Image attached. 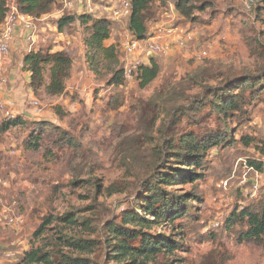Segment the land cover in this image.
I'll list each match as a JSON object with an SVG mask.
<instances>
[{
  "label": "rangeland",
  "instance_id": "rangeland-1",
  "mask_svg": "<svg viewBox=\"0 0 264 264\" xmlns=\"http://www.w3.org/2000/svg\"><path fill=\"white\" fill-rule=\"evenodd\" d=\"M91 3L90 16L112 22L103 47L114 46L113 56L87 45L88 25L78 20L82 11L55 5L50 14L33 20L31 41L19 31L17 50L10 48L2 62L6 83L0 91L9 99L0 97L5 104L0 120L8 111L21 124L11 128L0 144V182L6 183L2 196L12 210L9 215L20 217L22 226L17 231L0 227V253L9 256L3 255L0 264H20L23 253L31 249L48 254L56 264L62 257L77 259V264H264V245L239 239L238 226L228 227L233 212L258 203L264 195V176L252 165L264 163V94L247 105L241 122L227 120L234 143L206 152L202 167H194L201 176L196 181L183 180L190 164L175 161L164 149L175 130L171 120L163 117L159 104L148 106L153 96L172 87L185 88L187 99L181 103L185 105L206 86L258 74L264 66V0H212L191 19L181 17L173 1L153 0L145 39L166 44L169 50L147 60L146 65L151 59L157 63L159 74L145 88L134 76L118 86L110 82L114 72L127 66L123 46L133 38L128 16L114 14L121 0ZM64 16L74 21L59 30ZM29 50L61 52L70 58L62 94L47 93L48 66L40 88L31 90L22 62ZM116 97L121 105L112 110L108 104ZM219 121L205 116L196 126L183 119L177 132H217ZM36 138L38 148L24 150L23 143ZM161 173L169 178L158 186L170 200L196 196L189 218L157 219L139 205ZM67 213L74 214L75 223L62 221ZM127 214L147 222L140 226L124 221ZM44 219L48 223L35 236ZM109 225L135 231L137 237L116 240L105 231ZM145 236L174 249L163 247L150 260L120 256L119 242L136 250ZM71 237L85 249L71 248L63 240Z\"/></svg>",
  "mask_w": 264,
  "mask_h": 264
},
{
  "label": "trees",
  "instance_id": "trees-1",
  "mask_svg": "<svg viewBox=\"0 0 264 264\" xmlns=\"http://www.w3.org/2000/svg\"><path fill=\"white\" fill-rule=\"evenodd\" d=\"M173 1V7L178 14L185 18L191 19L194 11H205L212 5V0H161L162 4H168ZM56 0H13L10 6V0H0V25L4 22L6 16L11 12L12 8L22 16H27L33 20L39 19L50 14L55 7ZM153 0H130V14L128 16V31L134 39L144 40L147 35L146 22L150 19V9ZM78 20L82 25H88L87 45L96 51H101L104 55L107 53L114 55L115 47H103V43L108 40L112 28V22L104 18H93L90 14H80ZM74 21L73 17H62L58 21V29L62 30L67 24ZM23 66L29 73V86L33 92H36L43 81V69L49 67V82L45 87L50 95H60L64 91V80L70 67V58L61 52L46 53L40 50L30 51L23 58ZM159 74V66L151 59L148 65L141 66L134 74V78L139 82L140 88H145L156 79ZM123 68L114 72L111 83L119 85L124 80ZM264 94V66L258 74L246 73L237 77L228 78L225 82L216 86L204 87L202 93L195 96L187 104L182 105V101L186 100L185 88L178 91L175 87L170 88L166 94H156L148 106L155 107L159 104L162 107L163 117L171 120V127L175 129L164 143V149L171 154L175 161L190 164V169L183 175V180L196 181L201 179L199 174L194 173V167H202L203 158L210 149L214 147L228 146L234 143V139L229 135L227 120L235 118L236 122H241L246 115V107L250 102L257 101ZM112 110H116L121 101L114 98L108 104ZM151 110V109H148ZM207 114H203V111ZM215 116L220 119V131H212L206 134L179 133L177 127L183 119L191 124L198 126L199 121L203 117ZM159 116H162L161 112ZM18 124L21 120L18 117L5 118L0 120V144L3 142V136L9 130ZM177 132V133H176ZM69 141V140H67ZM244 143H248V138H242ZM59 142H63L60 140ZM24 150L38 148V138L26 140L23 143ZM255 169L264 176V163H253ZM165 173V172H164ZM164 173L158 174L147 187V194L141 201L144 211L147 215H152L157 219H167L171 216V221L183 217H190V208L192 201L196 198L192 195L187 199L186 195H180L176 200H170L160 189L158 184L166 183L167 176ZM56 191V190H55ZM124 221L132 222L143 226L147 221L143 220L136 214H127L123 216ZM65 224H73L76 218L73 213H67L62 218ZM228 227L238 226L239 230L235 233L242 240H256L264 245V195L256 204L248 205L239 211L233 212L229 219ZM48 223V219L43 220V225L39 227L35 236L42 233L43 227ZM105 231H109L114 239H135L137 235L135 231H128L123 228L109 225L105 227ZM145 236L141 240L140 249L132 250L123 242H119L118 251L121 257H130L135 260L142 258L144 260L152 259L156 254L160 253V249H174L172 246H165L158 238H149ZM67 241L71 248L85 249L84 244L75 240V238H63ZM166 243V242H165ZM168 244V243H166ZM176 247V246H173ZM116 251V252H118ZM116 257V256H113ZM77 259L62 257L58 264H77ZM20 264H56L48 254L42 253L40 250H29L23 253Z\"/></svg>",
  "mask_w": 264,
  "mask_h": 264
},
{
  "label": "built area",
  "instance_id": "built-area-1",
  "mask_svg": "<svg viewBox=\"0 0 264 264\" xmlns=\"http://www.w3.org/2000/svg\"><path fill=\"white\" fill-rule=\"evenodd\" d=\"M86 3V5H85ZM55 5H60L61 10H73L78 8L79 11H82L81 14H90L93 10L91 0H56ZM121 8L119 11L114 14L117 16H129L130 14V0H121ZM33 19L27 16L19 15L14 8L6 16L2 25H0V90L5 86L6 79L2 77L1 65L3 60L9 54L11 44L15 39V35L18 31L23 33L25 41L29 42L32 40L33 35ZM22 29V31H21ZM168 35L170 32L167 33ZM169 50V47L166 44H160L156 40L144 39H130L123 46V53L128 58L127 66L123 68L124 78L129 79L133 74L141 67L145 66L147 60L153 55L165 54ZM31 50H29L30 52ZM4 103L0 98V110H4ZM34 107H37L38 104L32 103ZM4 114L7 116L5 118H14L8 111H5ZM6 187V183L0 182V227L3 225L10 228L11 230L17 231L22 226V219L18 216L9 215L11 208L7 207L4 204L2 189ZM9 257L5 254L0 253V261L4 256Z\"/></svg>",
  "mask_w": 264,
  "mask_h": 264
},
{
  "label": "crops",
  "instance_id": "crops-1",
  "mask_svg": "<svg viewBox=\"0 0 264 264\" xmlns=\"http://www.w3.org/2000/svg\"><path fill=\"white\" fill-rule=\"evenodd\" d=\"M18 33H19V31L17 32V34L15 35V41H14V44L12 45V52L13 51H16L17 50V48H18V46H19V39H18ZM11 56L13 57V54L11 53ZM10 56V57H11ZM4 66V67H3ZM1 67H2V70H3V68L5 69V63H2V65H1ZM10 75H13L14 76V71H11V74ZM0 97H3V98H8V97H6V94H5V92H2V91H0ZM9 99V98H8ZM7 99V100H8Z\"/></svg>",
  "mask_w": 264,
  "mask_h": 264
}]
</instances>
